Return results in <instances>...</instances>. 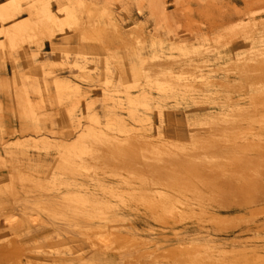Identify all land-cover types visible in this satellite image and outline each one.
Instances as JSON below:
<instances>
[{
	"label": "rangeland",
	"instance_id": "374dc122",
	"mask_svg": "<svg viewBox=\"0 0 264 264\" xmlns=\"http://www.w3.org/2000/svg\"><path fill=\"white\" fill-rule=\"evenodd\" d=\"M10 1L0 0L13 15L0 20V264H264V0H50L57 15L82 18L52 32L36 23L43 0ZM12 23L29 25L13 42ZM170 71L195 89L168 84ZM66 79L77 87L62 95ZM21 101L36 118L21 117ZM223 113L224 124L192 129ZM118 117L192 156L143 157L135 134L114 129ZM102 136L113 144L94 141ZM83 144L104 159H65L62 145ZM161 171L175 175L170 186Z\"/></svg>",
	"mask_w": 264,
	"mask_h": 264
},
{
	"label": "bare ground",
	"instance_id": "6f19581e",
	"mask_svg": "<svg viewBox=\"0 0 264 264\" xmlns=\"http://www.w3.org/2000/svg\"><path fill=\"white\" fill-rule=\"evenodd\" d=\"M11 2V4H13V5H20L21 3H22V0H11L10 1ZM62 11V15H57L53 10H52V7H51V2H50V0H43L42 1V3H41V6L39 7V8H37V10H36V14H37V21H36V23L39 25V26H41L42 28H43V30H45V31H48V32H52L53 30H54V28H58V27H60L59 29H63V27H62V25H63V23H68L69 24V26H71V27H76V26H78V25H80V23H82V18H81V16L76 12V11H74L73 9H70V8H68V9H63V10H61ZM13 15H12V13L10 12V11H8V10H6V9H4V10H2V9H0V20H2V21H5V20H9L11 17H12ZM250 20V19H249ZM256 21V20H255ZM244 22H246L245 20H244ZM252 22V21H251ZM250 23V22H249ZM249 23H248V25H249ZM263 23V22H262ZM238 24H240V23H238ZM238 26V25H237ZM244 27V26H243ZM246 27H247V25H246ZM235 28V27H234ZM28 29H29V25L28 24H23L22 26H17V24L16 23H12L11 25H8L7 26V33H8V39L10 40V41H15L16 39H19V38H21V33H23V31H28ZM232 29H233V27H232ZM244 30L246 29L245 27L243 28ZM28 33V32H27ZM201 52V51H200ZM259 52V51H258ZM262 52V51H261ZM196 53H197V51H196ZM199 54V53H198ZM200 55V54H199ZM251 55V54H250ZM254 55V54H253ZM252 55V56H253ZM158 56V52H155V53H153V58H155V57H157ZM175 59V58H174ZM172 60V59H171ZM171 60L170 61H168L169 63H172L171 62ZM176 60V59H175ZM164 61H166L165 59H164ZM163 61V62H164ZM173 61V60H172ZM174 62V61H173ZM250 62V61H249ZM161 63H162V61H161ZM160 64V63H159ZM198 66H199V64H198ZM79 67H81V65H79ZM200 67H201V65H200ZM145 69H146V67H145ZM143 70V71H146V70ZM207 69V68H206ZM185 70V69H184ZM172 71H170V73H169V76H170V81H168V84L169 83H171V82H174V80L175 79H177L178 80V82L180 83L181 81H184L183 83H180V84H182V85H184L185 87H189V88H191L192 86L194 87V89H195V86H194V84L191 82V81H189V79H187L186 77H184V76H181V75H178V76H175L174 74L172 75ZM123 77H124V79H128L129 78V76L131 75L130 73H128V72H126V71H124V73H123ZM161 77V76H160ZM180 77H183V78H180ZM195 78H199L200 77V81H202L203 83H206V86H207V84L208 83H212V84H214L213 83V81L211 80V78H212V76L210 75V74H199V75H197V76H194ZM128 81V80H127ZM129 82V81H128ZM191 82V83H190ZM195 82V81H194ZM205 84H203V86H204ZM209 86V85H208ZM57 87H58V90H59V92H60V94H68L69 92H71L72 91V89L73 88H76L77 87V84L72 80V79H66V80H61V81H57ZM198 88V87H197ZM187 90H188V88H186ZM258 90H264L263 89V86L262 85H260L258 88H257ZM191 90H192V88H191ZM190 91V90H189ZM130 100L131 101H133V98H130ZM43 102H44V100H43ZM24 108H23V111H22V113H24V115L26 116V115H31V116H33L34 118H36V113H37V107H36V105L34 104H29L28 105V103L25 101L24 102ZM237 109V108H236ZM243 109V108H242ZM238 110V109H237ZM239 110H240V108H239ZM241 111V110H240ZM242 112V111H241ZM244 113V112H243ZM133 115H134V113H132ZM233 117V116H232ZM226 118H228V115H225V113H223V114H220V115H210L209 117H206V118H204V119H201V120H198V123L196 124V123H194V124H192L193 125V127H192V129L193 128H197V126L198 125H200V124H202V123H208V122H214V121H218V120H221V119H223V124L225 123V120H227L228 121V119H226ZM232 120H234L233 118H232ZM231 120V121H232ZM237 121V120H236ZM220 122V121H219ZM222 122V121H221ZM233 122V121H232ZM241 122V121H240ZM210 124V123H209ZM215 124V123H214ZM228 124V123H227ZM222 125V124H221ZM232 125H233V123H232ZM208 126H211V125H208ZM215 126H217V125H214V128H215ZM220 126V125H219ZM218 126V127H219ZM226 126H228V127H231V129H232V126H229V125H226ZM109 127H111V129H113V127H112V125L111 126H109ZM204 127V126H203ZM212 127V126H211ZM222 127V126H221ZM225 127V126H224ZM224 127H222V129L224 128ZM228 127H227V129H226V127H225V129L226 130H228ZM238 127V126H237ZM240 127V126H239ZM214 128H212V130H214ZM217 128V127H216ZM241 128V127H240ZM116 131H120V132H124V133H129V134H135L136 136V139L140 142V147L142 148V150H141V153L143 152V154H144V156L143 157H145V158H150V160L151 159H153V160H155L156 162H157V160H161V159H164V161H166L169 157H171V159H172V161H175L176 159H178V160H180V159H182V158H185L186 159V157L187 156H189V157H191L192 155V152H186V153H182V152H180V153H182V154H180V153H176V151H175V153H174V151H173V147L172 146H174V144H172V143H167V142H165V141H162V140H158V141H153V140H151V139H149L148 137H146V136H144L142 133H141V131H140V128H136L135 129V127L134 126H129V125H127L126 123H125V120L123 119V118H121V117H118V121H117V124H116V127L114 128ZM221 129V131H223V132H226V131H224V130H222ZM230 129V128H229ZM242 129V128H241ZM199 130V129H198ZM218 131H216V132H219V130H220V128L219 129H217ZM235 130V129H234ZM210 131H211V129H210ZM229 131V130H228ZM237 131V130H236ZM208 132H209V130H208ZM223 132H221V133H223ZM229 132H231L232 133V131H229ZM238 132V131H237ZM237 132H236V134H237ZM123 133V134H124ZM211 133H213V131L211 132ZM226 133H228V132H226ZM235 133V132H234ZM234 133H233V135H234ZM239 133V132H238ZM225 134V133H224ZM229 134V133H228ZM193 135V137H195V134H192ZM199 135V134H198ZM240 135V134H239ZM96 136H98V135H96ZM130 136V135H129ZM134 136V135H133ZM161 136V135H160ZM207 136L208 137H211L212 136V134H211V136H209L208 134H207ZM214 136V135H213ZM207 137V138H208ZM215 137V136H214ZM213 137V138H214ZM237 137H238V135H237ZM127 138V139H126ZM167 138V137H166ZM166 138H164V139H166ZM196 138V137H195ZM228 138V137H227ZM243 138V137H242ZM96 139L97 140H94V141H99V142H102V143H106V142H110V144L113 142V140L111 141V138H110V140H108V138L107 137H104V136H102V137H96ZM125 139V142H127L126 140H129V137H125L124 138ZM136 139H135V141H136ZM197 139V138H196ZM247 139H249V138H247ZM198 140V139H197ZM196 140V141H197ZM211 140V139H210ZM215 140V139H214ZM214 140L212 141V143L214 142ZM232 140V139H231ZM237 140V139H236ZM240 140V139H239ZM131 140H129L127 143H129ZM182 141V140H181ZM202 141V140H201ZM208 141V140H207ZM247 141V140H246ZM90 142H92V141H90ZM118 142H120V141H118ZM248 142V141H247ZM96 143L97 142H95V145H96ZM133 142H131V144H132ZM161 143L163 144V145H161ZM237 143V142H236ZM235 143V144H236ZM91 144H94V142H92ZM98 144V143H97ZM106 144H108V143H106ZM106 144H105V146H106ZM110 144H109V146H110ZM113 144V143H112ZM111 144V145H112ZM135 144V143H134ZM99 145V144H98ZM97 145V146H98ZM101 145V144H100ZM100 145H99V147H98V151H102L103 152V150H100ZM102 145H104V144H102ZM208 145V144H207ZM234 145V144H233ZM63 146V148H64V157H65V159L66 160H68L69 162H71L73 159H77L78 157H82L84 154H86V153H88V154H90L91 156H92V158L93 157H95V158H100V157H102L103 155H100V154H98L97 152H96V150H93L92 148H89L88 146H86V145H81V146H65V145H62ZM108 146V145H107ZM176 146V145H175ZM210 146V145H209ZM215 146V145H214ZM237 146V145H236ZM238 146H240V145H238ZM87 147V148H86ZM93 147H96V146H93ZM102 147H104V146H102ZM113 147H117L119 150H122V149H125V147H124V145H120L119 143H116V146H113ZM112 147V148H113ZM127 147H129V146H127ZM178 147H181V146H178L177 145V148ZM234 147H235V145H234ZM107 147H105V149H106ZM117 148L116 149H114L115 151L117 150ZM129 148H131V147H129ZM182 148H183V146H182ZM189 148H190V145H189ZM196 149H197V146L195 147ZM213 148V147H212ZM217 148V147H216ZM215 148V149H216ZM237 148V147H236ZM107 149H109V148H107ZM135 149H136V145H135ZM135 149H134V151H135ZM138 149H140V148H138ZM187 149V148H186ZM193 149V148H192ZM191 149V150H192ZM203 149V148H202ZM207 149H209V148H207ZM211 149V148H210ZM111 150V149H110ZM118 150V152H120ZM131 150H132V148L130 149V152H131ZM183 150H185V148H183ZM190 150V149H189ZM201 150V149H200ZM224 150V149H223ZM115 151H113V154L112 155H114V152ZM138 151V150H137ZM178 151V150H177ZM182 151V150H181ZM206 151V150H205ZM108 152V151H107ZM110 152H112V150L110 151ZM110 152H109V154H110ZM117 152V151H116ZM117 152V153H118ZM130 152H128V153H130ZM136 152V151H135ZM194 152V151H193ZM211 151H209V153H210ZM231 152V151H230ZM239 152V151H238ZM100 153V152H99ZM124 153H125V151H124ZM137 153V152H136ZM140 153V152H139ZM168 155V156H166L165 158L163 157V156H165L166 154ZM195 153H196V155L198 156V153L195 151ZM211 153H213V151L211 152ZM210 153V154H211ZM216 153H217V151H216ZM216 153H215V156H216ZM108 154V153H107ZM120 154V156H121V154H123V152H121V153H119ZM135 154V153H134ZM202 154H203V152H202ZM209 154V155H210ZM223 154V153H222ZM208 155V158H210V156ZM211 155H213L214 156V154H211ZM115 156V155H114ZM139 156V155H138ZM200 156H202L203 158H205L204 156H206L207 157V155L205 154L204 156L203 155H201V153H200ZM214 156V157H215ZM218 156H219V154H217V158H218ZM228 156H230L229 154H228ZM109 157H111V156H109L108 155V159H110ZM127 157V156H126ZM132 157V156H131ZM141 157V156H140ZM220 157V156H219ZM223 157V156H222ZM226 157V156H225ZM83 158V157H82ZM85 158V157H84ZM112 158L114 159V158H116V156L115 157H113L112 156ZM118 158V157H117ZM123 158V157H122ZM207 158V159H208ZM211 158H213L212 156H211ZM221 158V157H220ZM227 158V157H226ZM236 158V157H235ZM102 159V158H101ZM103 159H104V156H103ZM103 159H102V161H103ZM107 159V160H108ZM120 159V158H119ZM125 159V158H124ZM134 159V158H133ZM147 159V160H148ZM173 159H175V160H173ZM192 159V158H191ZM191 159H189L190 161H191ZM200 159V158H199ZM206 159V160H207ZM214 159V158H213ZM230 159V158H229ZM241 159V158H240ZM100 160V159H99ZM132 160V159H131ZM142 160H144L143 158H142ZM147 160H144V161H146V163H147ZM149 160V161H150ZM177 160V161H178ZM184 160V159H183ZM183 160H181L182 162H183ZM195 160V159H194ZM205 159H203V161H206ZM210 160V159H209ZM212 160V159H211ZM210 160V161H211ZM238 160V159H237ZM101 161V162H102ZM109 161H114V160H112V159H110ZM118 161V160H117ZM119 161H121V159L119 160ZM123 161V160H122ZM126 161V160H125ZM163 161V160H162ZM163 161V162H164ZM168 161H170V160H168ZM167 161V162H168ZM187 161V160H186ZM186 161L184 162V165H185V163H186ZM201 161V160H200ZM210 161H209V163H210ZM213 162H214V160H212ZM83 162H85V161H83ZM107 162V161H106ZM124 162V161H123ZM123 162H122V166H123ZM129 162V161H128ZM127 162V163H128ZM138 162V161H137ZM159 162V161H158ZM158 162H157V164H158ZM171 162V161H170ZM180 162V161H179ZM178 162V163H179ZM189 162V161H188ZM187 162V163H188ZM192 162H194V161H192ZM242 162V161H241ZM96 163V162H95ZM94 163V164H95ZM100 163V162H99ZM114 163V162H113ZM126 162H124V164H125ZM129 163H131V162H129ZM145 163V164H146ZM150 163V162H149ZM152 163H155V162H152ZM151 163V164H152ZM160 163H162V162H160ZM165 163V162H164ZM175 163V162H174ZM177 163V162H176ZM176 163L174 164V168H175V166H177V165H179V164H181V163H179V164H177L176 165ZM186 163V164H187ZM102 164H104V162L102 163ZM106 164V163H105ZM109 164H111L110 162H109ZM137 164V163H136ZM141 164V163H140ZM145 164H143V166L145 167ZM151 164H149V165H151ZM168 164V163H167ZM173 164V163H172ZM171 164V165H172ZM189 164H190V162H189ZM192 164V163H191ZM194 164H197V163H194ZM200 164V163H199ZM202 164H203V162H202ZM95 165H97V164H95ZM95 165H93V166H95ZM114 165V164H113ZM112 165V166H113ZM118 167H120L121 165L118 163ZM128 165H131V164H128ZM142 165V164H141ZM147 165V164H146ZM164 166V164L162 163L161 164V166H159L160 168H164L165 169V167H163ZM169 165V164H168ZM183 165V164H182ZM183 165V167H181V168H183V169H185L184 167H186V165L184 166ZM193 165V164H192ZM205 165V164H204ZM98 166V165H97ZM106 166H107V164H106ZM110 166V165H109ZM117 166V165H116ZM120 167V169H122V168H124V167ZM127 166V165H126ZM133 166V165H132ZM152 166V165H151ZM202 166V165H201ZM108 167V166H107ZM134 167H137V166H135L134 165ZM170 167V166H169ZM171 167H173V166H171ZM187 167H190L189 165L187 166ZM129 169H130V171L132 172V170H131V168L130 167H128ZM138 168V167H137ZM147 168V167H146ZM145 168V169H146ZM150 168H152V170H155V172H156V176H157V174L159 173V172H157V170H156V168L158 169V167L156 166V167H154V165H153V167H150ZM149 168V166H148V169H150ZM178 168H179V166H178ZM193 166H192V170H193ZM114 169V168H113ZM127 169V168H126ZM142 169V168H141ZM162 169H158V170H162ZM167 169V171L169 172L172 168H166ZM166 169H165V171H166ZM169 169V170H168ZM189 170H191L190 168H188ZM188 169H187V172L186 171H184V172H186V173H188ZM195 169V168H194ZM202 169V168H201ZM124 171H125V169H123ZM134 170V169H133ZM140 170V169H139ZM175 170V169H174ZM174 170H172L171 172L172 173H174L175 174V172H177V171H179V170H177V168H176V170L177 171H175L174 172ZM116 171V170H115ZM118 171V170H117ZM166 171V172H167ZM182 171V170H181ZM180 171V172H181ZM202 171V170H201ZM162 173H163V171H161ZM161 172H160V177H161V181H162V179H163V175L161 176ZM165 172V173H166ZM167 172V173H168ZM171 172H169V173H171ZM196 172V171H195ZM127 173V172H126ZM128 173H129V171H128ZM138 173V172H137ZM171 173V174H172ZM164 174V173H163ZM180 174V173H179ZM182 174V173H181ZM189 174V173H188ZM193 174V173H192ZM191 174V175H192ZM200 174H202V173H200ZM147 175V174H146ZM150 175H151V172H150ZM152 175L154 176L155 174H154V171L152 172ZM164 175H166L164 178L166 179V181H170L169 183L167 182V184L166 185H168L169 184V186L172 184L171 183V181H172V177L173 178H175V175L173 176H170L169 174H164ZM167 175H169L168 177H171V180H167V179H170V178H167ZM177 175H178V172H177ZM183 175H184V173H183ZM194 175H196V174H194ZM129 176H133V175H129ZM141 176V175H140ZM193 176V175H192ZM199 176V175H198ZM200 176H202V175H200ZM142 177H143V175H142ZM151 177V176H150ZM182 177V176H181ZM184 177V176H183ZM183 177H182V179H183ZM133 178V177H132ZM136 178V177H135ZM154 179H156L155 177H153ZM157 178H158V176H157ZM179 178H180V176H179ZM186 178H187V175H186ZM185 178V179H186ZM201 178V177H200ZM141 179V178H140ZM146 179V178H145ZM181 179V178H180ZM179 179V180H180ZM188 179V178H187ZM190 180H191V177L189 178ZM189 179H188V181H189ZM196 179H197V177H196ZM204 179V178H203ZM202 180V179H201ZM209 180V179H208ZM181 181V184L183 183L182 181L183 180H180ZM179 181V182H180ZM186 181V180H185ZM152 182V181H151ZM173 182H174V180H173ZM177 182V184L176 185H178V181H176ZM100 183V182H99ZM163 183V182H162ZM203 183V182H202ZM103 185L105 184V183H102ZM155 184V183H154ZM180 184V183H179ZM187 184V183H186ZM206 184H208V183H206ZM211 184V183H210ZM174 185V184H173ZM185 185V184H184ZM180 186V185H179ZM193 186V185H192ZM209 186V185H208ZM214 186V185H213ZM172 187V186H171ZM175 187V186H174ZM189 187V186H188ZM215 187H216V185H215ZM166 188V187H165ZM170 188V187H169ZM173 188V187H172ZM177 188V187H176ZM187 188V187H186ZM190 188V187H189ZM213 188V187H212ZM182 189V188H181ZM191 189H192V187H191ZM194 189V188H193ZM214 189V188H213ZM216 189V188H215ZM160 190V189H159ZM162 190H164V189H162ZM195 191H196V189H195ZM195 193V192H194ZM92 194V193H91ZM90 194V195H91ZM93 195H91V197H92ZM177 197V196H176ZM148 198V202H149V204L151 205V206H154V207H156L158 204L156 203V202H158V201H160L159 199L157 200V201H154V199L153 198H150V197H147ZM91 203L95 206V205H97V203H96V201L95 200H93L92 199V201H91ZM173 204V206L174 207H171L169 210H171L172 212H174V209H175V205H174V203H171V205ZM181 204V203H180ZM200 207V206H199ZM196 208V207H195ZM168 209V208H167ZM170 211V212H171ZM97 241L99 242V243H104L105 245L109 242V238H108V234L107 235H102V236H97ZM210 249L211 250H213L214 248L213 247H210ZM213 254V253H212ZM207 261V260H206Z\"/></svg>",
	"mask_w": 264,
	"mask_h": 264
},
{
	"label": "crops",
	"instance_id": "0c3cea01",
	"mask_svg": "<svg viewBox=\"0 0 264 264\" xmlns=\"http://www.w3.org/2000/svg\"><path fill=\"white\" fill-rule=\"evenodd\" d=\"M0 27H1V26H0ZM86 47H88V46H86ZM120 63H121V64L128 65L127 62H126V58L123 57V56L121 57ZM131 65H133V64H131ZM128 66H129V65H128ZM93 68H95V67H93ZM112 70H113V71H116V67H114V69L112 68ZM116 72H117V71H116ZM22 104H23V102L21 101L20 111H23ZM21 117H23V118H25V119H29L28 116H25V115H24V113H21Z\"/></svg>",
	"mask_w": 264,
	"mask_h": 264
}]
</instances>
